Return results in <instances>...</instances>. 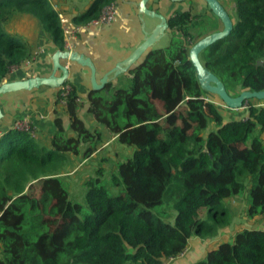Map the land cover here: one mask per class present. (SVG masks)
<instances>
[{"label":"trees","instance_id":"16d2710c","mask_svg":"<svg viewBox=\"0 0 264 264\" xmlns=\"http://www.w3.org/2000/svg\"><path fill=\"white\" fill-rule=\"evenodd\" d=\"M113 2L92 0L72 21L85 26ZM185 2L187 10L167 18L168 44L145 53L128 71L127 87L107 84L87 97V115L96 126L134 148L132 157L117 165L123 196H110L95 180L87 181L89 212L82 219L84 208L68 199L59 176L62 155L80 156L82 147L85 160L103 145L101 133L79 118L74 86L65 105L73 136L58 117L47 145L31 133L9 130L0 136V264H165L179 258L191 238H212L229 225L224 201L241 196L247 180L252 183L246 217L264 216V105L255 106L264 103L248 100L246 117L224 121L206 99L188 50L221 24L202 34L201 28L214 29L217 19L209 10L216 20L201 18L197 3ZM229 4L231 33L203 50L199 61L236 97L264 90V66L256 65L264 61V0ZM32 21L65 50L59 15L49 0H0V84L33 61L35 47L22 31ZM250 137L242 155L232 153ZM204 209L211 222L199 218ZM191 264H264V230H238L230 242Z\"/></svg>","mask_w":264,"mask_h":264},{"label":"crops","instance_id":"0c3cea01","mask_svg":"<svg viewBox=\"0 0 264 264\" xmlns=\"http://www.w3.org/2000/svg\"><path fill=\"white\" fill-rule=\"evenodd\" d=\"M51 7L58 12L63 34L68 35L65 41V50L77 52L92 60L96 68V79L114 66L115 63L126 58L143 40L142 23H152L146 31L150 32L158 21L153 18L139 16L137 5L140 0H114L117 7V17L114 22L106 26L88 27L77 26L73 23V18L82 13L92 0H49ZM195 1V0H194ZM201 0H196L197 9L201 7ZM231 15V5L229 0H218ZM205 4V3H204ZM147 7L150 10L166 16L167 18L176 10L184 11L188 9L187 2L172 3L169 0H151ZM230 9V10H229ZM229 15V16H230ZM147 25V24H146ZM24 41L32 42L35 47V56L31 63L25 62L10 74L14 77L6 82L14 80H24L32 77H47L51 73V56L57 48L51 43L49 38L39 29L38 25L32 21L22 26ZM61 64L68 69L66 83L75 87L78 99L81 104L78 111L79 118L85 123L87 128L92 126L93 120L87 115L88 94L90 92V73L87 68L76 63L61 61ZM60 73L57 72V75ZM9 75V74H8ZM7 75V76H8ZM127 76V73L124 74ZM120 76H117L111 84L117 86ZM58 89H51L45 86L31 91H19L0 96V110L2 119L0 120V136L9 131L14 120L29 116L32 121L31 135L40 144L47 145L52 133L56 130L53 126V119H61L63 128L68 130L69 120L65 114V106L56 103ZM264 103V101H263ZM224 107V105H221ZM239 118H235L230 113L218 111L224 121L240 120L247 116L245 108L240 109ZM238 198H231L229 212V225L219 230L216 236L207 239L193 237L188 242L185 252L177 259H172L165 264H191L200 260L206 251L216 248L221 242H230L234 234L241 229L264 230V216L256 217L252 220L246 217V207L240 204ZM237 200V201H236ZM228 203V200L226 201ZM238 212V215H237Z\"/></svg>","mask_w":264,"mask_h":264},{"label":"water","instance_id":"95a60500","mask_svg":"<svg viewBox=\"0 0 264 264\" xmlns=\"http://www.w3.org/2000/svg\"><path fill=\"white\" fill-rule=\"evenodd\" d=\"M151 0H140L137 5L138 15L157 19L158 23L155 27L147 32L144 30V23H142L143 40L138 47L134 49L126 58L114 64L113 67L105 71L100 79H96V68L91 59L85 57L74 51L57 49L51 56V73L47 77H32L24 80H14L9 82H2L0 84V96L19 91H31L39 87L45 86L51 89H58L67 81L68 69L61 64V61H69L77 65L87 68L90 77V91H100L109 82H112L117 76L126 74L134 66H136L142 57L149 50L153 49L155 44L159 42L168 31L167 17L150 10L147 7ZM172 3H182L185 0H169ZM207 9L215 16L221 24V29L197 40L188 50V60L191 62L200 89L211 95H215L224 105L231 110L242 109L244 103L248 100L264 101V90L262 91H241L236 97H231L227 94L223 83L210 71L205 69L199 61V54L213 43L226 38L232 31V21L225 8L218 0H202ZM257 66H264V61L259 60ZM57 72L60 74L57 75ZM90 104H88L89 107ZM2 113L0 110V120ZM174 220H171L173 223Z\"/></svg>","mask_w":264,"mask_h":264},{"label":"rangeland","instance_id":"374dc122","mask_svg":"<svg viewBox=\"0 0 264 264\" xmlns=\"http://www.w3.org/2000/svg\"><path fill=\"white\" fill-rule=\"evenodd\" d=\"M196 1V0H195ZM201 7L198 9L197 13L200 15L204 14L201 18L209 20H216L214 17H212V13L210 15L209 12H207V7L204 4V2L200 1ZM198 14V15H199ZM155 20V19H153ZM157 20V19H156ZM218 20V19H217ZM216 20L214 29L212 26L210 27H202L201 33L204 34L205 32H208L209 30H215L216 28L220 29V23ZM202 21V20H199ZM155 22H148L144 23V30L149 28V26H152ZM147 24V25H146ZM212 28V29H210ZM197 31L193 30L192 35H196ZM169 42V33L166 32V36H164L159 42H157L153 49L163 48L165 47ZM119 83L117 86L119 88L127 87L130 80L128 76L121 74L119 75ZM14 77L13 74H9L4 78V82L12 79ZM207 100L211 101L215 107H220L221 112H226L232 114L235 118H239V114L241 113L240 109L231 110L221 107L222 102L215 96L211 95L209 93H204ZM92 119V118H91ZM224 119V118H223ZM93 120V119H92ZM93 125H90V130H97L98 133H101L103 137V145L97 150L96 153L91 155L89 158L83 160L82 159V150L81 147L80 156H73L69 154L62 155V163L60 164L61 172L62 174L59 175L61 178V182L64 184L68 199L70 202L79 204L84 208V212L81 215L80 219L84 217L85 214L89 212V210L86 208V202H85V196H86V186L85 183L89 180H95L98 182V185L103 186L107 193L110 196L113 197H119L123 196L125 194V188L122 184L121 177L118 173L117 165L126 162L128 159H130L133 155L134 148L128 147L125 145L120 144L114 137L111 138V135L108 131H106L102 126H96L95 122L93 121ZM68 135H74L73 132L70 130L67 131ZM251 137L247 140L246 143L242 145H238L237 147H233L232 153L235 155H242V152L249 148ZM106 142V143H105ZM65 173V174H63ZM251 181L247 180L245 184V190L241 196H236L233 198H238L240 204L244 205L245 207L248 204V191L249 187L251 186ZM129 192H132L129 190ZM34 196H38L36 193ZM236 200V201H237ZM224 204H232V201L228 199V203L224 201ZM230 207V205H227V207ZM238 215V212H237ZM212 215L207 214V210L204 209L199 212V218L202 220H205L207 222L212 221Z\"/></svg>","mask_w":264,"mask_h":264},{"label":"built area","instance_id":"2783aa9c","mask_svg":"<svg viewBox=\"0 0 264 264\" xmlns=\"http://www.w3.org/2000/svg\"><path fill=\"white\" fill-rule=\"evenodd\" d=\"M117 13H118L117 7L115 6L114 3H111L102 9V11H101V13L97 19L91 21L90 23H88L85 26L100 27V26L109 25L115 21V19L117 17ZM63 36H64V43H65V41H67L69 37L66 33H64ZM13 70H15V69H13ZM70 90H71L70 85L65 82L64 85H62L60 88H58V93H57L55 102L57 101V103H60L61 105L65 106L66 105V98H67V95H68ZM263 105L264 104H256L255 106L259 107V106H263ZM243 108H245L247 110L246 105H244ZM32 129H33L32 128V121H31L30 117L27 116V117H24L21 119L14 120L12 125H11V128L9 130L22 132V133H31V135H32L33 134Z\"/></svg>","mask_w":264,"mask_h":264}]
</instances>
